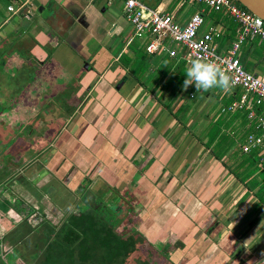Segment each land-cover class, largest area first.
Instances as JSON below:
<instances>
[{"label":"crops","instance_id":"obj_1","mask_svg":"<svg viewBox=\"0 0 264 264\" xmlns=\"http://www.w3.org/2000/svg\"><path fill=\"white\" fill-rule=\"evenodd\" d=\"M31 1L0 0L1 74L14 70L17 77L20 64L16 50L12 51L14 44L20 52H33L41 59L44 47L53 48L52 60L46 64L57 69L49 79L56 88L46 100L42 91L22 93L31 108L26 119L19 109L10 110L8 124L14 130L21 121L39 123L48 130L40 143L42 151L21 149L27 171L18 184L14 185V175H0V182L10 177L0 184V239L8 241L14 234V220L21 212L18 198L34 205L41 202L61 216L75 204L72 191L85 178L93 190L106 188L103 199L108 203L122 208L123 214L132 213L142 233L156 243L168 241L175 264H264V204L246 193L233 172L242 157L241 142H236L239 150L234 144L218 157L214 143L205 144L203 136L223 116L219 108L224 105L220 99L224 90L197 92L194 84L185 90L176 79L162 89L164 76L149 91L148 73L140 80L134 78L121 59L126 55L132 60L134 55L125 46L131 25L125 29L119 24L124 0H38L40 14ZM141 1L172 13L181 22L192 13L180 0ZM9 5L28 6V11L21 14L20 7L12 12ZM205 14L203 28L209 25ZM37 16L52 32L35 26ZM223 27L222 37L227 33ZM23 31H30L34 39L19 36ZM231 40L227 36L219 42L227 47ZM144 41L137 39L132 45L138 47ZM174 49L172 56L155 55L185 60L184 50ZM252 68L259 74L258 67ZM21 78L30 80L22 72ZM12 80L10 75L6 81ZM0 86L13 92L12 85L4 87L0 81ZM237 89L228 88L227 95L237 97L241 93ZM16 90L17 82L14 94ZM33 100L42 104L35 105ZM233 114L236 117L226 127L230 137L244 140L248 132L256 131L244 112ZM26 134L17 132L15 144L30 145Z\"/></svg>","mask_w":264,"mask_h":264},{"label":"flooded vegetation","instance_id":"obj_2","mask_svg":"<svg viewBox=\"0 0 264 264\" xmlns=\"http://www.w3.org/2000/svg\"><path fill=\"white\" fill-rule=\"evenodd\" d=\"M68 100L72 105L75 102L73 97ZM8 121L9 116L4 124ZM20 151L17 149L14 162L1 170L2 177L14 175V185L27 171L23 169L26 165ZM9 176L0 184L7 183ZM87 181L84 178L73 189L76 202L61 216L41 202L24 203L17 197L21 212L14 220V234L8 236V241L0 239V264L10 261L11 255L17 256L19 264H37L44 257L48 264H175L169 254L172 246L168 241L156 243L142 233L132 213L127 210L123 214L122 208L103 199L106 188L93 190L89 186L91 181ZM86 190L92 192L91 205L83 200ZM24 249L28 250L27 254Z\"/></svg>","mask_w":264,"mask_h":264},{"label":"built area","instance_id":"obj_3","mask_svg":"<svg viewBox=\"0 0 264 264\" xmlns=\"http://www.w3.org/2000/svg\"><path fill=\"white\" fill-rule=\"evenodd\" d=\"M181 4H197V9L181 22L175 16L160 8H151L141 0H124V15L131 25V34L125 46L135 40H145L148 54L166 53L174 55L180 48L183 58L191 62L195 58L219 64L231 77V88L241 93L219 109L220 114L244 112L254 123L256 131L248 132L239 144L242 153L256 151L259 160L264 159V70L257 74L247 70L241 63L243 47L252 39L259 38L264 45V21L261 17L241 7L236 0H180ZM22 5L7 9L16 12ZM210 8L225 11L230 21L237 26V32L229 45L219 42L225 27L205 24L204 14ZM172 46V47H170Z\"/></svg>","mask_w":264,"mask_h":264},{"label":"trees","instance_id":"obj_4","mask_svg":"<svg viewBox=\"0 0 264 264\" xmlns=\"http://www.w3.org/2000/svg\"><path fill=\"white\" fill-rule=\"evenodd\" d=\"M237 3L243 7L239 2ZM205 17L209 20V25L221 24L226 26L227 33L221 38V41L227 36L232 39L234 38L237 32V26L233 21L229 20L225 11H214L208 8ZM146 43L147 42L144 41L143 44L138 47L137 45H132L133 43L129 45L134 52L133 59H129L126 55L121 58L126 70H128L137 80H140L145 73H148L147 82L145 83L148 85V88L150 89H148L149 91L154 90L155 86H157L158 82L164 76H166V80L162 85V89L165 88L166 85L173 83L175 79L177 85L182 87L183 82L186 79V74L184 72L189 64L185 60L177 57L172 58L163 56L162 58H159L160 56L158 55L148 54L145 51ZM153 57H155L154 60H152ZM241 63L244 67L259 66L264 70V45L259 38L250 40L243 47ZM171 66H173L172 71H170ZM227 91L228 90H224L222 97L220 98L224 105L228 104L234 99V97H236V93L227 95ZM235 117L236 115L233 113L226 114L225 117H220L212 122L204 132L203 136L207 139L205 144L209 145L214 143L213 153L218 157H222V155L235 144V141L226 132L227 124ZM241 156V160L234 168L233 172L236 178L246 187V193L251 192L258 199L259 203L264 204V159L260 161L256 151L242 153ZM85 259L86 258H82V260ZM37 264H48L47 258L44 257L39 260Z\"/></svg>","mask_w":264,"mask_h":264},{"label":"water","instance_id":"obj_5","mask_svg":"<svg viewBox=\"0 0 264 264\" xmlns=\"http://www.w3.org/2000/svg\"><path fill=\"white\" fill-rule=\"evenodd\" d=\"M236 1L239 2L244 8H246L251 13L261 17L264 21V0H236ZM31 4L37 7L38 14L42 12V6L39 5L38 0H32ZM27 9L28 6H26V8L22 7L19 10V12L21 14H25V12L28 11ZM30 16L31 14H28L27 17L30 18ZM35 26L41 28L43 32H52L51 27L45 22V20L41 16H37L35 20ZM26 35L29 38L34 39V36L30 31L28 32L23 31L22 33L19 34V36H25V37ZM38 45L41 46V42L38 43ZM13 48L14 49L12 51L16 50L15 58L18 60L17 63L20 64L19 66L16 65L17 77H14V70H13L12 73H10V75L13 76V80L10 82L6 81L8 80L10 75L1 74L3 72L2 71L3 64L2 63L0 64V75H1L0 81L3 82L4 87H10L12 85V90H13V92H11L8 88L3 89L0 86V175L2 173L1 172L2 168L6 169L8 165L14 162V153L15 151H17V149L27 148V150H29L30 148H36L39 149V151H42L43 148H41L42 146H40V143L43 140L44 132L48 130L46 126L44 127V125H39V123L32 125L31 123H27L23 121L20 122L18 129L14 130V128H11L8 123L4 124L5 118L8 116L10 117L12 113L10 110H14V108L19 109L22 112V114H24L26 119L31 114V108H28L30 105H26L27 103H25L22 93H25L26 89H28L29 91H32L33 89L35 92L42 91L43 93H45L43 99L46 100L51 97L49 96V94L53 92L54 89L56 88L54 81L52 80L50 81L49 79L54 77L57 69H55V67L47 65L52 60L53 48L47 49L44 47L46 52L43 55L42 59L39 57L38 54L33 52L30 53L20 52L17 49L16 44H14ZM10 57L11 56L9 54V58ZM2 60L4 61V58H2ZM31 60L33 63H28V64L26 63ZM21 72L23 74H27L30 80L22 81V78L20 79ZM14 78L15 79L18 78V80L16 79L17 90L15 91V94H14V85L16 84V82L14 83ZM30 100L31 98L29 99L28 104H30L29 103ZM40 103L41 100L36 102H34L33 100V104L35 105L39 106ZM36 110L40 112V109L39 110L36 109ZM48 110L49 109H46V111ZM41 114L43 113L40 112L39 115ZM17 132L20 135L28 133L26 134V139L31 140V142H29L30 145L16 147L14 136L17 134ZM91 196L93 197L92 192H90L89 190H86V192L83 195V200L90 205L92 200Z\"/></svg>","mask_w":264,"mask_h":264},{"label":"clouds","instance_id":"obj_6","mask_svg":"<svg viewBox=\"0 0 264 264\" xmlns=\"http://www.w3.org/2000/svg\"><path fill=\"white\" fill-rule=\"evenodd\" d=\"M184 73L185 90L193 84L197 92H206L212 88L227 90L232 84V77L219 64L200 58L193 59Z\"/></svg>","mask_w":264,"mask_h":264},{"label":"rangeland","instance_id":"obj_7","mask_svg":"<svg viewBox=\"0 0 264 264\" xmlns=\"http://www.w3.org/2000/svg\"><path fill=\"white\" fill-rule=\"evenodd\" d=\"M197 7V4L196 3H194V4H191V5H188V4H186V5H184V7L183 8H186L188 11L190 10L191 12H193L194 10V8H196ZM190 12V13H191ZM119 24H120V26H123V28H127L128 26H129V22L127 21V19H126V17H124V15H119ZM247 70H249V71H252L253 72V68H252V66H250V67H245ZM258 71H259V73H261L263 70L258 66ZM232 89H237V88H232ZM238 90V92L240 93L241 92V89H237ZM238 93V94H239ZM221 107V106H220ZM220 109V108H219ZM223 116L225 117L226 116V114H223ZM223 116H221V117H223ZM233 140H235V145H234V148H237L238 150H239V147H238V144L236 143V142H242L243 140L241 139V138H232ZM239 139V140H238ZM240 151V150H239ZM241 153V152H240ZM24 252H25V254H27L28 253V250H26V249H24ZM11 260L10 261H7V263L6 264H19V259L17 258V256H14V255H11Z\"/></svg>","mask_w":264,"mask_h":264}]
</instances>
